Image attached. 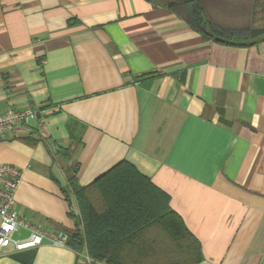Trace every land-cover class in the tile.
I'll list each match as a JSON object with an SVG mask.
<instances>
[{"label": "crops", "instance_id": "crops-1", "mask_svg": "<svg viewBox=\"0 0 264 264\" xmlns=\"http://www.w3.org/2000/svg\"><path fill=\"white\" fill-rule=\"evenodd\" d=\"M171 1L0 0V111L37 112L28 135L0 141V164L23 172L14 209L82 235L68 170L85 187L126 162L168 198L197 264H264V40L203 39ZM168 242L152 244L157 262L186 263ZM87 258L43 244L0 264Z\"/></svg>", "mask_w": 264, "mask_h": 264}, {"label": "trees", "instance_id": "trees-1", "mask_svg": "<svg viewBox=\"0 0 264 264\" xmlns=\"http://www.w3.org/2000/svg\"><path fill=\"white\" fill-rule=\"evenodd\" d=\"M249 1L254 11L264 4V0ZM216 4L217 0H172L168 8L203 39L216 44L244 47L264 40V28L224 26L210 13ZM72 172L68 170V186L78 205L83 234H68L67 246L75 252L84 247L86 264L179 263L157 262L159 249L152 244L160 236L171 243L166 246L169 252L177 248L183 253L185 243L191 254L184 264L201 261L198 242L168 208V198L155 191L131 164L121 162L85 187L77 184Z\"/></svg>", "mask_w": 264, "mask_h": 264}, {"label": "built area", "instance_id": "built-area-1", "mask_svg": "<svg viewBox=\"0 0 264 264\" xmlns=\"http://www.w3.org/2000/svg\"><path fill=\"white\" fill-rule=\"evenodd\" d=\"M36 115L37 112L32 109L6 108L0 111V141L28 135V125ZM22 177L23 172L17 167L0 164V256L6 249L17 252L35 249L43 244L67 247L68 234L40 228L15 211L14 195ZM23 232L26 237H16Z\"/></svg>", "mask_w": 264, "mask_h": 264}, {"label": "rangeland", "instance_id": "rangeland-1", "mask_svg": "<svg viewBox=\"0 0 264 264\" xmlns=\"http://www.w3.org/2000/svg\"><path fill=\"white\" fill-rule=\"evenodd\" d=\"M210 13L224 26L233 28H264V4L254 11L249 0H217Z\"/></svg>", "mask_w": 264, "mask_h": 264}]
</instances>
